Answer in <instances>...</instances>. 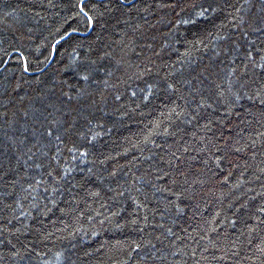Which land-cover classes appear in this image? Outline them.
Wrapping results in <instances>:
<instances>
[{
    "label": "trees",
    "instance_id": "16d2710c",
    "mask_svg": "<svg viewBox=\"0 0 264 264\" xmlns=\"http://www.w3.org/2000/svg\"><path fill=\"white\" fill-rule=\"evenodd\" d=\"M86 2L94 29L78 0H0V264H264V120L241 123L227 183L175 166L220 142L239 21L264 4ZM198 103L217 111L192 119ZM56 121L62 142L43 135Z\"/></svg>",
    "mask_w": 264,
    "mask_h": 264
},
{
    "label": "snow or ice",
    "instance_id": "6c2138e0",
    "mask_svg": "<svg viewBox=\"0 0 264 264\" xmlns=\"http://www.w3.org/2000/svg\"><path fill=\"white\" fill-rule=\"evenodd\" d=\"M245 2L247 3L249 0H245ZM261 3L264 4V0H261ZM75 7L79 9V14L83 17L86 28L94 29L96 27V18L89 14V4L86 0H78ZM105 7H108V5H105ZM126 7V0H117V9L125 10ZM100 15H102V13ZM239 25L243 26L241 36L247 41V45L243 46V51H240V49L237 48L238 58L243 63L244 71L237 73V70L233 68L228 79V87L219 94V98L223 99L225 93H227V103L222 105V119L224 120V123L221 124L219 120L214 121L220 126L218 131V139L220 142L215 145V151L207 149L208 152H211L210 156L205 154L199 159L194 157L193 160L195 161V165L189 164L187 170L183 168L182 164L175 165L180 170L178 174L183 175L186 180L189 173L192 172L195 167L199 171H204V169H207L209 172L219 170V173H225V176L221 177L220 182L227 183L228 181L225 177L231 175V172H225V169H231L236 166V161L231 154L240 153L242 151L240 147L232 143V141L235 140L236 144H238L239 140L243 139V129L240 127L241 123L250 125L252 120L247 117L257 114L261 120H264V38H262L264 37V16H261L259 21L251 18L245 19L242 16ZM252 33H257L258 35L256 36V39L260 40V46H257L255 49H253L251 45L256 43V39H248V36ZM57 43H59V41H57ZM249 68L252 69V72L248 71ZM24 70L28 71L26 64ZM81 79L87 80L88 76L82 75ZM168 87L173 88V85L170 84ZM65 95L67 96V93H65ZM67 100L71 101L72 97L67 96ZM244 101H247L248 103L245 104L243 103ZM205 108L212 109L213 112L217 111L216 108H213L211 103H198L197 108L191 113V118L196 119L199 117L201 115L200 109ZM239 109H244V112L239 111ZM245 112L247 113V116L244 115ZM182 114L183 113H178V115ZM65 115L67 116L69 113L65 112ZM233 117H236V119H233ZM205 127L211 130L210 124H205ZM61 131L67 132L68 129L64 128L60 121H56L51 128L45 129L43 135L49 138L54 137L56 141L62 142ZM234 131L236 133L235 136H233ZM257 135L264 136V131L257 129ZM68 151L71 153L72 148H69ZM187 151L188 149L184 148V152ZM201 152H205V148H202ZM85 156H87L86 152H79V157ZM172 156L174 160L170 163H175V161L181 160V157L177 156L175 152L172 153ZM29 158L31 159V157ZM52 159L55 160L56 157L53 156ZM73 159H75V157H73ZM57 174L59 175L60 173L58 172ZM49 175H51V173H49ZM158 179H164V176H160ZM173 183H176V181H173ZM177 191L180 192V196H177V199H180V197L183 196V192L188 191V189L184 187V185H180ZM170 195H176V191L170 192ZM175 211L179 215L183 212V209L176 207ZM261 211H264V209H261ZM232 223L235 225L236 222L233 221ZM160 227H163V225L161 224ZM153 247H155V245H153ZM258 250L264 252V247H261ZM133 251L139 252L140 249L137 247L134 248ZM220 259H223V257L221 256Z\"/></svg>",
    "mask_w": 264,
    "mask_h": 264
}]
</instances>
